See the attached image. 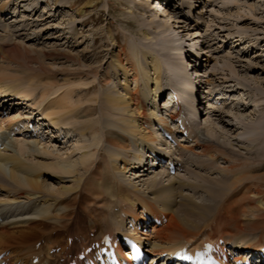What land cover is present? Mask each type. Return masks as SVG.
<instances>
[{"label":"bare ground","instance_id":"1","mask_svg":"<svg viewBox=\"0 0 264 264\" xmlns=\"http://www.w3.org/2000/svg\"><path fill=\"white\" fill-rule=\"evenodd\" d=\"M59 2L54 0V4ZM160 3L164 5L165 10L173 8V0H162ZM196 3L188 6L193 3L183 0L181 6L196 9ZM75 4L78 5L79 14L86 12V6L96 7L94 0L87 3L78 0L72 6H76ZM144 4L145 2L143 7ZM162 5L158 3L157 6L150 7V11L160 12L158 15L153 13V16L159 19L155 17L146 22L149 25L135 18L131 21L136 23L137 28L139 27L137 33L148 45L158 38L153 37L148 28L142 27L149 26L155 29L153 34L159 36L160 46L165 50L168 49L169 44L175 43L168 40L169 36L174 37L175 30H181L177 32L178 34L196 33V31L190 30L191 26L179 21L180 18L173 17V13H167L161 7ZM106 7H108L107 0L104 3V8ZM132 7L129 8L132 9ZM0 8L3 9V6ZM190 12L192 11L188 14H191ZM132 22L130 23L134 24ZM175 24H179V27L174 26ZM0 25L2 29L0 31L5 34V36L0 34V63L8 61L15 64L19 69L16 72L21 74L19 76L15 72H10L11 68L7 69L5 64L0 66V138L4 146V149L0 151V191L5 195H3L4 201L0 200V254H7L4 261L8 264H31L32 260L39 258L40 264H51L56 257L61 255L63 258L67 251L78 252L80 247L90 240L85 227L80 226L82 223L81 221L79 223V211H85L89 217L90 232L95 231L96 228L101 229V232L97 233L100 237L106 233L116 235L126 225L125 218H132L136 222L141 221L143 218L141 210L157 218L164 216L166 223L160 228L152 229L151 234L145 237V242L152 247L149 252L156 255L173 251L181 246L195 245L202 238L209 240L222 238L230 227L238 233L242 230V236L256 230L263 235L254 239L255 243L237 239V243H231L233 247L253 252L264 248V243H261L264 241V147L253 153L249 152L248 154L252 156L250 159L244 158L225 146L202 137L199 131L197 133L194 127L189 126L191 145L179 144L175 157L179 152L196 154L197 149L199 153L196 155L207 157L210 161H217L218 157L222 158L227 164V169L220 180H211L195 174L196 180H202L209 186L206 188L207 185H203L204 183L183 182L175 177L164 184V179L169 175L159 172L149 180H139L140 183L137 185L132 181L153 173L150 168H146V165L140 167L142 174L135 169H139V165H142L152 154L157 153L162 144V141L158 139L159 133L156 132V128L167 126L161 122L162 109L157 100L164 95L163 92L167 86L179 84V95H176L183 102L185 109L186 105L187 107L189 105L183 97L191 96L190 100L195 99V87L199 89L205 84H211L210 79L203 81L201 76L198 85H194L193 93H190L193 85L189 79L190 72L188 74L189 70L185 66L188 59L194 58L195 65H193L194 60L188 63L199 71L214 61L212 56L207 55L208 51H204L207 42L202 41L196 50L190 46L192 47L189 50L190 54L184 53L182 57V49L178 48L177 44L172 45V50L180 53L177 56L178 59L175 55L177 61L172 59L165 62L166 65L169 64V69L165 72V65L160 57L169 59V55H160L157 50H150V46L139 45V47L127 40L125 41V45H128L127 49H120L117 43L119 34H113L106 27L104 36L110 47L107 52L108 60L103 64L107 65L104 72H101L102 69L104 70L102 62H99L97 67H82L80 60L86 57L84 52L75 56L56 50L54 52L58 56L67 57L77 67L54 71L45 64V61L57 55L53 52H29L17 44L15 38H13L15 40L12 39L11 27L7 23L1 21ZM72 37H77L75 29L72 31ZM199 37L201 36L198 33L190 35V41L193 43ZM123 38L126 36L123 35ZM239 42L243 43L241 40ZM162 47L155 45L156 49L161 50ZM199 48L202 52L197 55ZM247 48L249 46L243 47L246 50ZM193 51L196 55L194 57ZM125 53L128 56H123ZM95 58L99 57L95 56ZM197 60L206 62V65ZM31 64L37 67H29ZM217 64L215 60L214 65ZM227 67L229 68V66H223L221 71H226ZM110 72L114 74L118 82L121 73L122 82L118 84L121 91L100 90L111 83ZM210 76L213 75L210 74ZM51 78L54 80L51 81ZM74 89L78 91L74 92ZM81 92L93 93L88 100L90 103L94 102L93 106L87 105L82 108L80 96L75 103L73 102L75 95ZM34 95L35 98H33ZM207 98L208 96L202 103L207 102ZM10 102L14 103L11 107L8 106ZM23 104L30 110V115L27 117L15 109ZM34 113V118L36 116L39 118L36 124L38 127L44 124L43 126L67 135L68 132H62L65 126L75 128L74 126L78 125L74 132L78 130V135L81 137L90 135V143L86 147L84 145L83 150L92 149V151L81 153L78 160L84 171L83 176L78 174L77 162H69L71 154L67 155L65 160L56 158L52 164H43L40 158H46L45 154L49 152H46L44 148H38V137L31 135L32 138L29 140L15 137L12 128L19 125L20 117H24L23 120L29 124L31 122L29 119ZM188 113L186 112L185 115ZM193 115L191 113V116ZM169 117L174 119V115L170 114ZM218 119L221 121L219 116ZM39 122L41 124H38ZM251 123L254 125L250 129L242 127L243 131H248L250 134L248 139H243L242 142L248 145L261 142L260 139L264 133L261 118ZM25 127L20 128L16 135L23 134ZM166 130L169 131L168 128ZM166 153L169 154V152ZM93 156L95 159L91 161ZM183 157L185 158L182 162L183 168L188 174H191L188 167L212 169V165L207 164V161L190 156ZM153 163L155 164L151 160V165ZM49 169L56 175L63 176L62 178H70L69 182L72 185L50 190L46 185L47 180H41L42 173H40ZM145 172L148 173L145 174ZM126 174L134 178L127 179ZM140 185L144 190L138 189ZM183 189H188L194 194L196 191H201L209 202L206 204H203V201L197 202L194 197L183 195ZM70 193L74 194V197L68 205H64L65 198L62 196ZM88 202L93 206H88L86 204ZM84 204L89 208L83 207ZM115 208L118 209L117 212L114 211ZM242 220L245 223L239 222ZM56 230L61 233L67 232V237L72 239V243L70 247H62L60 253L54 255L50 254V250L57 244V239H53L49 234ZM38 236H41L39 240L31 242ZM38 242L41 245L36 249L35 245Z\"/></svg>","mask_w":264,"mask_h":264},{"label":"rangeland","instance_id":"2","mask_svg":"<svg viewBox=\"0 0 264 264\" xmlns=\"http://www.w3.org/2000/svg\"><path fill=\"white\" fill-rule=\"evenodd\" d=\"M59 1V4H54V0H0V7L3 6V9L0 8V24L1 21L7 23V25L11 27V29H9L10 35H13L12 39L15 38L16 40H13H15V42L20 46L26 48L29 52H53L55 55H57V53L54 52V50H56L75 56L80 55L82 52H84L86 54V57H83L80 60L82 67H97L99 65V62H102L103 65L108 60L107 52L110 47L108 45L110 44L104 36L106 27L109 28V30L112 31L113 34H119V36L117 37V43L121 47L120 49H127L128 45H125V41L127 40L128 42H134L137 46H150V50H157L160 55H169V59H165L163 57H160L159 55L160 59L165 65V72L169 69V64L166 65L165 62L172 61V59L174 61H177L175 60V58L179 56L180 53L179 51L172 50V45L175 46L177 44V47L182 49V57L184 56V53L190 54L189 50L190 48H192L190 46H193L192 49L196 50V48H198V45H201L202 41L205 43L207 42L208 44L204 51H208L209 54L207 55L212 56L214 61L208 63L207 66L203 68L202 73L204 74L203 81L206 79H210L211 84H205L202 87H199V89L195 87V91L197 92L196 94H194L195 99L192 98L190 100L191 96L183 97V100L190 106L189 108V106L187 107L186 105L184 109L185 113H188V111L192 110L187 114L188 122L194 125L195 131L197 133L199 131V134L202 135V137L211 139L215 143L225 146L226 148L241 155L244 158L247 157L250 159L252 156L248 154L249 152L253 153L255 150L264 147V133L261 136V142H258L259 144L256 143L248 145L242 143L244 141L243 139H248L250 135L248 131H243L242 127L250 129V127L254 125L251 122L256 121L260 118L262 119V126L264 127V0H186L188 3H193L192 6L194 5V2H197V6H195L197 8L193 11V13L190 12L191 14H188V9H183L182 11L180 8H178V5H175L176 7L173 5V8L171 10H165L164 5H162V3L158 1L159 4L162 5L161 7L165 11H167V13H173V17L180 18L179 21L191 26L190 30L194 32L196 31V33L189 32L187 34L185 32L178 34L177 32H180L181 30H175L176 34L174 35V37L171 38L169 36L168 39L169 42L175 43L169 44L168 49L166 48L165 50L164 47L160 46L159 36L153 34L155 29L150 28L149 26L142 27L148 28L149 31H151L152 36H156L158 38L148 45L147 42L141 39L140 34L137 33L139 27L137 28L136 23L131 21L133 18H135L137 21H144L145 24H147L146 22H149L150 20L155 18L156 16H153V13H157L158 15L160 11H150V7L154 6L153 4H156L152 0H107L108 7L106 8H104V3L106 0H94V2H96V7L88 8L86 6L87 10L85 13L83 11L82 14H79L77 11L78 5L75 4L76 6H72V4H74L78 0ZM80 1H82V3H87L90 0ZM144 2L145 4L143 7L142 5ZM129 7H132V9H130ZM183 14H185V16ZM193 17H195L196 19ZM157 18L159 19V17H156V19ZM22 20L25 21L22 22ZM90 20L92 22H90ZM19 21H21V23H19ZM130 22L134 24H131ZM174 26L179 27V24H175ZM74 29L76 31L77 37H72V31ZM0 30H2L1 25ZM197 33L201 37H199L192 43V41H190V35H196ZM0 34L5 36V34L1 31ZM123 35H125L127 39L123 38ZM239 40H241V42L243 41L241 47H245V45L249 46V48H247L248 52L241 50L240 47L236 48L237 46L235 45L240 44ZM155 45H157L158 47H162L163 49H156ZM98 52L100 53L98 54ZM201 52L202 50L199 48L197 55H199ZM94 54L95 56L99 57L97 58L98 60L95 58ZM126 55L128 56L127 53H125L123 56ZM215 60L218 63L216 66L214 65ZM188 61L191 60L188 59L187 63ZM2 64H5L4 66H7V69L11 68V70H9L10 72H15L16 74L21 76L19 72H16L17 70L19 71V69L15 66V64H12L8 61L0 63V66ZM45 64L47 66L49 65V67L54 71L61 69L67 70L77 67V65H74V63H72L71 60H69L67 57L58 55L55 58L46 60ZM203 64H206V62H203ZM103 66L104 70L102 69L101 72H104L107 68V65ZM223 66H229V68H225L226 71H221ZM29 67L36 68L37 66L35 64H31L29 65ZM110 74L112 77L111 83L107 86H103L102 88H100V90L121 91V89H119L118 87V84L122 82L121 73L119 74V82L113 73L110 72ZM210 74L213 76H210ZM54 79L51 78V81ZM164 83L165 82L163 81V85H165ZM193 88L194 87L192 86L190 93H193ZM165 90L163 92L164 95ZM76 91L78 90L74 89V92ZM35 95L33 96V98H35ZM92 95V92H81L80 94L75 95L73 102L75 103L77 97L80 96V99L82 101L80 104L83 103V105L81 106L82 108L87 107V105L93 106L94 102H88ZM164 95L162 96L163 98L161 97L157 100L160 108L162 105L161 103H164V101L167 102V99H164ZM206 96H208L207 102L202 103ZM214 100H216V102ZM10 103H8V106ZM12 104L14 103H11L10 107ZM19 106L15 107L17 112L23 113L24 117L30 115V110L27 108V106ZM239 109L240 111H238ZM191 113L192 115H194L191 116ZM218 116L221 121H219ZM23 118L20 117L18 126H21L20 128H23L26 125L23 131L24 136L19 137L15 132H13V134H15L16 138H25L29 140V138H32V134L29 135L28 126L33 122L31 121L28 124L25 120H23ZM38 120L39 118L36 116L34 118V122L36 121L35 124H37ZM209 120L211 121L209 122ZM21 122L23 123L20 125ZM38 124H41V122H39ZM43 125L42 127H38L36 125V129L38 131H41V129L44 128L42 130L43 136L40 138L38 135L35 136L38 137V148H44L46 152H49L48 154H45L46 158H40V160L43 161L42 163L52 164V162L56 158L65 160L66 156L71 154V161L69 162H77V165H79L77 166V168L79 167L78 174L83 176L84 171H82L83 168L80 166L78 160L81 153L92 151V149H85L86 151L83 150L84 145L86 147L90 143V135L87 134L81 137L80 135H78V130L74 132V130L78 128V125H75V128H69V126H65V129L62 132H68V134H71L69 136L68 134L64 135V133H61L65 136V138H60L59 132H56L54 129H50ZM210 133H212V135ZM256 135L257 133L255 134V136ZM189 144L190 143L185 145ZM161 148L162 147L160 146V149ZM195 151L196 154L199 153V150L196 149ZM196 154L179 152L176 156V159L177 161H179L178 156H180V159L182 160L184 158L183 156H190L196 159L199 158L205 162L207 161V164H211L212 169L208 168L207 170H204L188 167L191 172V174H188L186 170L184 171V169L182 168V171L176 175V178L182 180L183 182H191L197 184H203L204 182L202 180H196L195 174H199L202 177H207L211 180H220L222 178L223 172L227 169V164L225 163V161L219 157L217 158V161H210V159L208 160L207 157H200ZM94 159L95 156H93L91 161H94ZM148 172H150V170ZM148 172L145 173L147 174ZM40 173H42L41 180H47L46 185L49 186L50 190L55 188L57 189L60 186L72 185L69 182L71 180L70 178H62L63 176L61 177L59 175H56L50 169L43 170ZM156 174L157 173H154L153 176L149 175L148 177H142L136 180H132L133 176L129 177L128 175H126V177L127 179L129 178L130 180H132L133 183L137 185L140 183L139 180H149V178H153ZM173 178L167 177L166 179H164V184H166L167 181ZM203 185H207L206 188L209 186L205 183ZM138 189L144 190L141 185L138 186ZM182 194L194 197L195 201L197 202L203 201V204L209 202L201 191H196L194 194L188 189H183ZM3 195L4 193L0 191V200L2 201H4L5 196ZM73 197L74 194L71 193L62 196V198H65L64 205H68ZM86 204L90 207L93 206V204H89V202ZM86 204H84L83 207H88ZM92 210L94 209L92 208ZM78 219L83 222V226H87L89 217L87 216L85 211H79ZM240 223H245V221L242 220L240 221ZM240 223L239 226H241ZM94 234L95 233L91 232V234H89L90 238ZM226 234L228 235L226 236ZM49 235H51L53 239H57V244L55 246L65 245L67 232L61 233L59 230H56L51 232ZM242 235V230L241 233H238L237 230H233L230 227V229L225 232V235L222 238L230 242V244L237 243V239L255 243L253 242L254 239L263 236L262 232H259L258 230L252 233H246L245 236ZM40 237L41 236L34 238L33 240H31V242L39 240ZM243 238H245V240ZM261 243H264V241Z\"/></svg>","mask_w":264,"mask_h":264},{"label":"snow or ice","instance_id":"3","mask_svg":"<svg viewBox=\"0 0 264 264\" xmlns=\"http://www.w3.org/2000/svg\"><path fill=\"white\" fill-rule=\"evenodd\" d=\"M183 258L184 259H189V260L191 259V257H189V256H184Z\"/></svg>","mask_w":264,"mask_h":264}]
</instances>
